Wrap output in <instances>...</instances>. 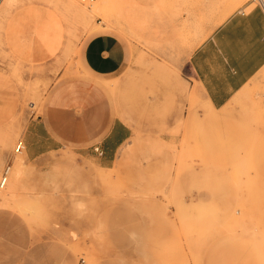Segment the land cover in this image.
Returning <instances> with one entry per match:
<instances>
[{
    "label": "rangeland",
    "instance_id": "1",
    "mask_svg": "<svg viewBox=\"0 0 264 264\" xmlns=\"http://www.w3.org/2000/svg\"><path fill=\"white\" fill-rule=\"evenodd\" d=\"M258 6L0 0V264H264V67L216 111L187 67L216 26ZM100 35L124 48L111 76L84 64ZM73 83L97 89H80L83 102L130 138L109 160L70 144L32 159L43 140L31 124Z\"/></svg>",
    "mask_w": 264,
    "mask_h": 264
},
{
    "label": "crops",
    "instance_id": "2",
    "mask_svg": "<svg viewBox=\"0 0 264 264\" xmlns=\"http://www.w3.org/2000/svg\"><path fill=\"white\" fill-rule=\"evenodd\" d=\"M124 55L121 43L106 35L91 38L83 50L87 71L102 77L119 72ZM187 67L209 108L213 111L225 108L264 67V8L240 9L227 17L190 52ZM101 83L92 85L102 87ZM82 88L98 92L85 83L59 87L43 115L31 124V133H41L43 140L39 147H28L32 159L53 151L56 144H70L99 149L101 159L109 160L130 138L125 125L119 121L109 123L94 112L87 98L83 102L79 92ZM6 217L0 211V233L5 232L1 219ZM26 245L18 248L30 249ZM33 254L31 251L25 258Z\"/></svg>",
    "mask_w": 264,
    "mask_h": 264
},
{
    "label": "bare ground",
    "instance_id": "3",
    "mask_svg": "<svg viewBox=\"0 0 264 264\" xmlns=\"http://www.w3.org/2000/svg\"><path fill=\"white\" fill-rule=\"evenodd\" d=\"M226 3V1L224 2L223 1V3H219L218 5H217V7H216V9L214 10V12H213V15H214V13L216 14V13H222L223 12V15H224V13L227 11V10H229L230 9V7H231V5H226L225 4ZM230 6V7H229ZM211 15H212V13H211V11H208V14L205 12H201V14L199 15V19H203V20H205L206 18L208 19V18H211ZM221 15V14H220ZM216 16H218V17H221V16H219V15H216ZM216 16H215V18H216ZM217 17V18H218Z\"/></svg>",
    "mask_w": 264,
    "mask_h": 264
},
{
    "label": "built area",
    "instance_id": "4",
    "mask_svg": "<svg viewBox=\"0 0 264 264\" xmlns=\"http://www.w3.org/2000/svg\"><path fill=\"white\" fill-rule=\"evenodd\" d=\"M9 168H6L1 176V181H0V188H2L7 180V175H8Z\"/></svg>",
    "mask_w": 264,
    "mask_h": 264
}]
</instances>
